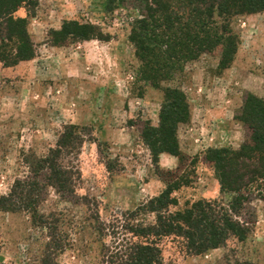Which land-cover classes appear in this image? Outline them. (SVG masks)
Instances as JSON below:
<instances>
[{"label": "rangeland", "instance_id": "rangeland-1", "mask_svg": "<svg viewBox=\"0 0 264 264\" xmlns=\"http://www.w3.org/2000/svg\"><path fill=\"white\" fill-rule=\"evenodd\" d=\"M33 2L32 9L19 13L30 23L35 44L32 65L18 76H9L2 73L0 63V198L17 179L28 175L27 155L46 157L57 147L65 129L77 126L75 135L84 136L85 143L72 159L81 178L76 195L65 197L50 189L40 209L49 216L58 214L59 231L69 244L58 255V264H99L104 245L113 241L111 227L119 226L123 215L155 197L148 188L152 177L163 184L142 130L146 122L158 124L164 92L137 80L139 63L129 41V26L142 13L136 1L127 0L113 12L108 11L107 0ZM71 20L96 25L109 36L108 41L53 46L49 33ZM232 29L241 45L230 69L219 71L218 53L204 54L174 81L164 84L181 88L191 104L234 110L230 125L196 129L202 138L205 133L217 134V147L193 149L185 145L191 149L183 153L186 160L166 179L171 184H191L174 192L179 205L171 208L172 212L189 210L203 199L226 205L233 198L221 194L204 154L210 148L239 150L250 136L236 118L248 94L264 99V13L238 17ZM95 118H105V125L94 123ZM109 125L119 131L121 143L98 137L99 128ZM257 192L243 213L252 230L245 242L232 238L226 246L208 252L212 254L209 259L200 261L186 254L181 241L166 238L161 242L164 264H264V192ZM154 222V215H139L133 223ZM102 223L110 228L103 238L98 232ZM47 234L35 228L27 214L0 211V264H42Z\"/></svg>", "mask_w": 264, "mask_h": 264}, {"label": "trees", "instance_id": "trees-1", "mask_svg": "<svg viewBox=\"0 0 264 264\" xmlns=\"http://www.w3.org/2000/svg\"><path fill=\"white\" fill-rule=\"evenodd\" d=\"M134 1L142 7V13L129 26V41L139 63L137 80L164 92L158 124L144 123L142 139L165 188L137 211L123 215L119 226L111 227L113 241L104 245L99 264H164L161 242L166 238L181 241L189 257L220 249L232 238L245 242L252 230L243 213L255 192H264V99L248 94L236 118L250 132L239 150L210 148L204 154L205 162L215 171L221 194H232V200L225 205L203 199L189 210L172 212L171 208L179 205L174 192L191 183H169L166 177L174 173L161 169L159 157L167 153L178 157L181 164L186 160L180 150L178 128L190 121L191 104L181 88L164 84L174 81L188 64L204 54L218 53L219 71L230 69L241 45L239 35L232 29L233 21L264 13V0ZM126 2L107 0V9L113 12ZM33 5V0H0V63L4 68H14L35 57L28 17L19 15ZM48 37L55 47L109 38L96 25L77 20L65 21ZM76 130L77 126H68L57 147L46 157L27 155L24 161L28 175L17 179L9 193L0 198V211L27 214L35 228L48 233L42 264H58V255L69 246L59 231L58 214L49 216L40 208L50 189L65 197L76 195L81 178L72 159L77 158L85 143L84 136L75 135ZM139 215H154L155 222L133 223ZM102 224L98 232L103 238L110 228Z\"/></svg>", "mask_w": 264, "mask_h": 264}, {"label": "crops", "instance_id": "crops-1", "mask_svg": "<svg viewBox=\"0 0 264 264\" xmlns=\"http://www.w3.org/2000/svg\"><path fill=\"white\" fill-rule=\"evenodd\" d=\"M28 65H32L31 61L29 62H22L18 66L14 68H4L3 72L4 75H15L18 76L22 74V72L28 67ZM62 72H67L66 68H62ZM191 104V103H190ZM227 108L224 107L222 110H219L215 108L213 105L208 104H198L194 105L191 104L190 108V121L187 124H181L178 128V140H179V146L180 150L182 153H189L188 151L191 149H188L187 144L191 146L193 149H197L199 147L202 148L203 146L208 147H217L216 143L217 139V134L214 135L211 131L212 134H209L206 136V133L202 136H197V131L196 129L200 127L201 125L207 126L208 125H215L217 127H220L221 125H230L232 120H233V111L229 107V111L226 110ZM110 111V109L108 110ZM97 119V121H96ZM94 123H103L105 125L106 120L105 118H95ZM207 129V128H206ZM100 135L98 136L100 139L103 141H110V142H115L117 141L118 143H121L120 141V136H119V131H116L113 129L111 125L107 128V126H103V128H99ZM221 136V135H220ZM209 138V139H208ZM117 139V140H116ZM183 139H185V142H183ZM220 139V138H219ZM224 139V138H222ZM225 142V140H223ZM222 143V142H220ZM186 145V146H185ZM214 145V146H213ZM180 165V161L178 157L172 156L167 153H163L159 157V166L163 170L167 171H174L176 170ZM150 190H152V195L156 196L159 192L161 193L163 189L165 188L164 184H162L158 179L152 177L151 184L148 186ZM159 193V194H160ZM218 250V249H217ZM213 250V251H217ZM212 252V251H210ZM212 254H205L202 256H196L194 259L197 260L199 259H209Z\"/></svg>", "mask_w": 264, "mask_h": 264}]
</instances>
